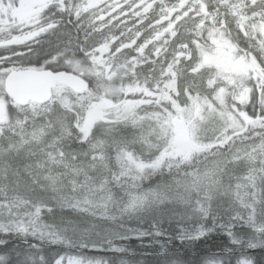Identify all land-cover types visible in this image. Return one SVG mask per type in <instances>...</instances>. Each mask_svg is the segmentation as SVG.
<instances>
[{"label": "snow or ice", "instance_id": "6c2138e0", "mask_svg": "<svg viewBox=\"0 0 264 264\" xmlns=\"http://www.w3.org/2000/svg\"><path fill=\"white\" fill-rule=\"evenodd\" d=\"M154 261L264 264V0H0V264Z\"/></svg>", "mask_w": 264, "mask_h": 264}, {"label": "trees", "instance_id": "16d2710c", "mask_svg": "<svg viewBox=\"0 0 264 264\" xmlns=\"http://www.w3.org/2000/svg\"><path fill=\"white\" fill-rule=\"evenodd\" d=\"M203 243L204 242H202V244ZM224 243H226V241H224L223 238H213L212 241L207 242L206 250L215 251L218 247H222ZM176 247H181V246L176 245ZM138 251H141V250H138ZM142 251H153V250L152 249H143ZM181 251H185V250L181 248ZM150 259L154 260V258H150ZM154 264H158V262L154 261Z\"/></svg>", "mask_w": 264, "mask_h": 264}, {"label": "flooded vegetation", "instance_id": "af4514ba", "mask_svg": "<svg viewBox=\"0 0 264 264\" xmlns=\"http://www.w3.org/2000/svg\"><path fill=\"white\" fill-rule=\"evenodd\" d=\"M52 39H53V41H55V37H53Z\"/></svg>", "mask_w": 264, "mask_h": 264}]
</instances>
